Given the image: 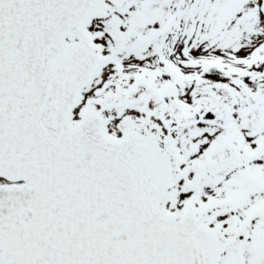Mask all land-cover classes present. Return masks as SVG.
I'll return each mask as SVG.
<instances>
[{
  "label": "snow or ice",
  "instance_id": "6c2138e0",
  "mask_svg": "<svg viewBox=\"0 0 264 264\" xmlns=\"http://www.w3.org/2000/svg\"><path fill=\"white\" fill-rule=\"evenodd\" d=\"M0 264H264V0H0Z\"/></svg>",
  "mask_w": 264,
  "mask_h": 264
}]
</instances>
